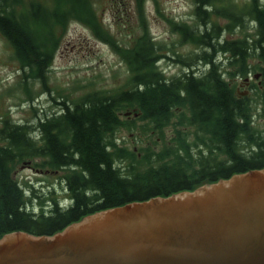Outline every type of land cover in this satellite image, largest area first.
Segmentation results:
<instances>
[{
    "label": "trees",
    "instance_id": "trees-1",
    "mask_svg": "<svg viewBox=\"0 0 264 264\" xmlns=\"http://www.w3.org/2000/svg\"><path fill=\"white\" fill-rule=\"evenodd\" d=\"M70 1L57 0L45 12L38 0L28 5L25 0H0V33L12 45L24 77L39 80L51 93L46 76L58 43L55 26L64 25L67 13L74 14L83 6L81 0ZM213 1L196 0L197 12L208 17L203 7ZM260 9L256 10L257 34L253 38H220L215 25L182 30L183 36L206 48L199 54L208 63L202 73L190 70L166 78L153 61L161 46L143 34L135 49L124 54L131 70L125 90L115 95L88 93L77 100L58 94L60 99H53L59 109L30 122H17L6 113L0 116V236L15 230L52 234L98 210L191 190L204 182L264 167V135L250 125L249 97L238 95L213 58L218 49L227 52V63L236 64L241 75L249 71L248 58L254 53L264 61V6ZM230 15L232 23L227 29L232 31L241 20ZM91 26L98 32V25ZM27 85L24 82L32 100ZM122 105L137 107L143 117L159 125L179 114L180 121L202 132L193 142L199 141L198 148L194 150L181 137L168 153L144 154L149 165L140 169L144 160L123 148H112L113 139L107 136L120 123L115 112ZM185 111L188 120L182 118ZM21 164L36 170H62V187L70 203L60 206L59 197L50 191L46 204L34 212L29 205L31 196L26 194L29 190L34 195V190L25 189L14 178L15 168Z\"/></svg>",
    "mask_w": 264,
    "mask_h": 264
},
{
    "label": "rangeland",
    "instance_id": "rangeland-1",
    "mask_svg": "<svg viewBox=\"0 0 264 264\" xmlns=\"http://www.w3.org/2000/svg\"><path fill=\"white\" fill-rule=\"evenodd\" d=\"M29 1L34 0H25L24 4L28 5ZM38 1L45 5L44 10L48 12L55 6L57 0ZM77 1L79 0H75V3ZM81 2L83 6L78 7V12L74 13L78 16L67 13L68 18L64 25H54L58 43L46 76V84L53 90L52 93L46 91L39 80L28 75L24 77L25 73L20 68L21 62L16 57L12 45L0 33V116L6 113L15 121L30 122L37 115L41 116L45 112L59 109L54 101L60 99L58 94L77 100L93 91L115 94L126 89L131 70L121 60L120 52L105 42L106 38H101L100 31L110 34L121 48L133 46L143 33H147L158 45L163 44L159 56L153 61H156L154 67L163 71L166 78L190 70L202 73L207 69L206 61L200 60L199 57L197 59L196 55L206 51L205 46L197 44L188 36L182 39L177 32L181 29L172 26L171 22L185 21L191 26L201 28L203 24L209 23L219 28L220 34H224L226 38H244L246 35L253 38L257 34L255 27H252L258 22L256 10H262L260 7L264 6L262 0H214L210 9L206 10L209 13L208 17L201 13V10L198 17L195 15L194 0H81ZM68 3L71 1L68 0ZM247 6L250 8L249 11ZM231 10L233 16L240 17L241 20L238 22L239 28H233L232 31L226 28L232 23V19L222 13L223 11L229 14ZM92 23L98 24V32L91 27ZM189 30L188 27V32ZM218 51H215V55L222 62V68L219 69L224 73L223 77L237 90L238 95L245 94L249 97L250 125L264 135V87L259 85V80L264 82L263 59L256 53L251 55L248 58L250 72L241 75L237 74L236 64H226L229 55ZM225 69L228 70L226 73ZM228 72L237 75L232 76ZM247 77L252 83L246 86L244 79ZM24 82H28L27 88L31 91L32 100L29 99ZM126 108L120 106L116 110L117 122L120 123L116 127L113 125L114 130L107 136L113 139L115 145H111L112 148L117 146L136 154L138 158L141 157L144 161L140 162L142 165L140 169L144 170L149 165L148 157L144 154L168 153L181 137L190 141L194 150L198 148L199 141L196 144L193 142L199 134L203 136L202 132L197 126L180 121L179 114L172 116L171 122L159 125L148 117H143L141 112L128 116L124 113L127 111ZM130 108L134 110V107ZM187 115V111L183 112L182 118ZM122 153L125 154V151ZM63 175L62 170L39 171L22 164L17 165L14 171V178L17 181L34 190L35 196L31 191L28 193L38 207L46 204L50 191H53L56 197L66 196L61 187Z\"/></svg>",
    "mask_w": 264,
    "mask_h": 264
},
{
    "label": "water",
    "instance_id": "water-1",
    "mask_svg": "<svg viewBox=\"0 0 264 264\" xmlns=\"http://www.w3.org/2000/svg\"><path fill=\"white\" fill-rule=\"evenodd\" d=\"M0 264H264V167L0 237Z\"/></svg>",
    "mask_w": 264,
    "mask_h": 264
},
{
    "label": "bare ground",
    "instance_id": "bare-ground-1",
    "mask_svg": "<svg viewBox=\"0 0 264 264\" xmlns=\"http://www.w3.org/2000/svg\"><path fill=\"white\" fill-rule=\"evenodd\" d=\"M216 10V9H215ZM1 19V18H0ZM210 27V26H209ZM198 59V58H197ZM21 68V67H20ZM204 70V69H203ZM18 122V121H17ZM166 140V139H165ZM160 147V146H159Z\"/></svg>",
    "mask_w": 264,
    "mask_h": 264
},
{
    "label": "flooded vegetation",
    "instance_id": "flooded-vegetation-1",
    "mask_svg": "<svg viewBox=\"0 0 264 264\" xmlns=\"http://www.w3.org/2000/svg\"><path fill=\"white\" fill-rule=\"evenodd\" d=\"M261 83V80H259V84Z\"/></svg>",
    "mask_w": 264,
    "mask_h": 264
}]
</instances>
